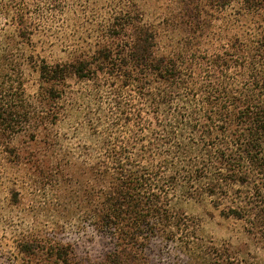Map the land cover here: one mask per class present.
I'll use <instances>...</instances> for the list:
<instances>
[{
  "label": "trees",
  "instance_id": "trees-1",
  "mask_svg": "<svg viewBox=\"0 0 264 264\" xmlns=\"http://www.w3.org/2000/svg\"><path fill=\"white\" fill-rule=\"evenodd\" d=\"M1 246L3 264H264V0H0Z\"/></svg>",
  "mask_w": 264,
  "mask_h": 264
},
{
  "label": "rangeland",
  "instance_id": "rangeland-1",
  "mask_svg": "<svg viewBox=\"0 0 264 264\" xmlns=\"http://www.w3.org/2000/svg\"><path fill=\"white\" fill-rule=\"evenodd\" d=\"M93 104L94 103H92V105ZM185 198L186 197L182 195L179 196L175 201L176 207L182 209L188 215H191L196 219H200V226L203 231L202 233L207 236L216 238L217 241L220 239L225 240V238H232L236 243H243L242 238H238V236L241 235V232H239V227L235 226L230 221L222 220L217 213H215L213 216L210 215L211 207L208 201L186 200ZM67 234H69V238H72L73 240L78 242V246H80V253L78 252L79 255L81 254V252L82 255L87 254L88 248H90L93 254L96 252L98 243L91 242V244H89V241L87 242V240H89L88 236L80 235L75 232H70ZM88 235L90 236V233ZM5 248H7L8 250L9 246H5ZM4 252V247L1 246L0 264H3V262L5 261V258H2V255L4 256ZM165 264H167V262Z\"/></svg>",
  "mask_w": 264,
  "mask_h": 264
}]
</instances>
